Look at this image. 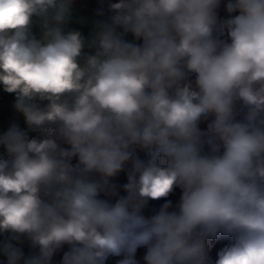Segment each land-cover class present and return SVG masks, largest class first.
Returning a JSON list of instances; mask_svg holds the SVG:
<instances>
[{"label": "clouds", "instance_id": "9594fccd", "mask_svg": "<svg viewBox=\"0 0 264 264\" xmlns=\"http://www.w3.org/2000/svg\"><path fill=\"white\" fill-rule=\"evenodd\" d=\"M73 4L0 0V264H264V0Z\"/></svg>", "mask_w": 264, "mask_h": 264}, {"label": "crops", "instance_id": "0c3cea01", "mask_svg": "<svg viewBox=\"0 0 264 264\" xmlns=\"http://www.w3.org/2000/svg\"><path fill=\"white\" fill-rule=\"evenodd\" d=\"M96 18L95 13L91 12L87 7L83 5H76L73 4V11L71 14V20L68 25V27L80 30L85 36H88L93 31V25L92 21ZM81 19H83V22H81ZM3 90L0 88V92ZM14 95L11 94L9 98V105L8 107L0 113V131L6 130L8 124L12 122L14 119H17L20 123L21 127L24 128V121L22 117H15L12 105L14 103ZM38 133H29V137L36 135ZM3 237H0V240H2ZM19 246V245H18ZM23 250L25 254L27 255L30 251V247L27 242H25L23 245ZM3 257L0 256V261H3Z\"/></svg>", "mask_w": 264, "mask_h": 264}, {"label": "trees", "instance_id": "16d2710c", "mask_svg": "<svg viewBox=\"0 0 264 264\" xmlns=\"http://www.w3.org/2000/svg\"><path fill=\"white\" fill-rule=\"evenodd\" d=\"M109 2V0H105V14L106 16L108 15L107 13V3ZM111 2H115V0H111ZM74 4L76 5H83L85 7H87L91 12L96 13L97 8L100 7V0H74ZM221 15H224L223 10H221ZM129 39H131V37H129ZM190 79H194L193 77H190ZM240 117H238L239 119ZM42 135L41 133H38L36 135L33 136H40ZM33 136H30L33 137ZM137 156H139L141 159H146V154L140 150V149H135ZM127 167V166H126ZM115 183H117L118 185H122L123 183H126V173H121L119 174L118 177L115 178L114 180ZM119 194L120 195H124L123 190L122 189H118ZM178 195L179 192L177 190V193L175 195H173L172 197H170V199H172L173 201L178 199ZM164 201H152L150 202V204L148 205V207H146L145 214H152L154 211L158 210L159 206L163 203ZM231 241L228 238H220L216 241V243L212 246L210 252H209V256L210 259L214 262L215 259L217 258V252L224 247L225 245L230 244ZM144 250L140 249L138 250L137 253V257L140 258L143 255ZM54 259L59 260L60 256H56ZM115 259L116 258H110L109 261L107 262V264H115Z\"/></svg>", "mask_w": 264, "mask_h": 264}, {"label": "built area", "instance_id": "2783aa9c", "mask_svg": "<svg viewBox=\"0 0 264 264\" xmlns=\"http://www.w3.org/2000/svg\"><path fill=\"white\" fill-rule=\"evenodd\" d=\"M11 94L5 93L3 90L0 92V113L4 111L9 105V98Z\"/></svg>", "mask_w": 264, "mask_h": 264}]
</instances>
